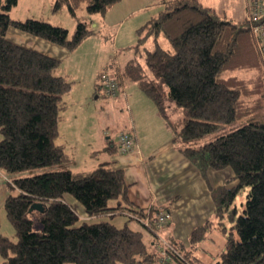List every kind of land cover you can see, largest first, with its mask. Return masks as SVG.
<instances>
[{
  "label": "trees",
  "instance_id": "obj_1",
  "mask_svg": "<svg viewBox=\"0 0 264 264\" xmlns=\"http://www.w3.org/2000/svg\"><path fill=\"white\" fill-rule=\"evenodd\" d=\"M119 1L52 0L51 12L66 9L76 18V11L83 8L89 15L105 16ZM17 2L0 0V171L10 176L7 186L16 191L4 201L16 240L0 236L2 264H155L159 256L155 218L161 212L169 215V210L135 207L128 199L123 171L112 163L80 172L65 167L72 158L56 140L72 82L55 74L59 60L6 39L7 29L14 28L71 52L93 30L80 21L70 34L41 19L13 20L8 13ZM246 8L247 16L233 21L199 0H165L158 16L136 30L135 51L148 40L153 44L145 51L146 69L132 59L112 73L100 70L95 83L99 96L103 73L112 75L118 87L124 76L160 112L166 102L181 107L184 118L169 124L177 150L203 179L208 170H231L232 177L223 185L209 187L213 218L225 233L215 264H264V121L259 118L264 64ZM242 119L247 121L242 126L198 145L203 137ZM110 142L107 151L113 153L116 142ZM25 172L30 173L22 175ZM245 190L238 212L235 200ZM66 195L90 219L123 214L126 223L116 227L106 220L80 221ZM111 200L114 206H109ZM36 203L42 211L30 210ZM146 218L148 226L139 221ZM133 219L150 232V240L127 225ZM225 220L232 223L228 229ZM211 225L207 221L192 230V247L205 239ZM165 240L169 262L195 264L181 246Z\"/></svg>",
  "mask_w": 264,
  "mask_h": 264
},
{
  "label": "crops",
  "instance_id": "obj_2",
  "mask_svg": "<svg viewBox=\"0 0 264 264\" xmlns=\"http://www.w3.org/2000/svg\"><path fill=\"white\" fill-rule=\"evenodd\" d=\"M143 1L120 0L108 12L118 14L128 8L136 11L143 7ZM150 1L147 0L146 3ZM199 2L203 7L213 9L217 14L233 21H241L247 16V0H199ZM6 39L16 45L57 59L60 64L62 61L67 60L73 52L14 28L7 29ZM98 73L95 75L94 82L92 80L90 81V87L93 89V92L91 91L88 95L95 94V83ZM57 75L66 78L62 74L58 73ZM124 80H127L124 76L119 80L120 87L118 95L107 98L112 100V106L117 102L122 107H127L129 112L128 131L134 137V150L129 154H120L117 151L110 153L107 151V144L111 140L106 141V143H98L99 146H97L96 141L101 140L100 134L98 135L96 131L97 128L93 129L97 124V112H93L86 96H81V100L84 103L75 111L72 108V104L77 95L74 97L72 87L70 92L64 96L66 108L62 112V119L58 125V137L56 140L57 144L62 145L72 158V163L65 167L73 172H80L89 171L101 163H112L114 168L123 171L124 180L129 185L127 191L128 199L140 209L166 205L173 198L179 197L181 195L180 193L187 195L186 202H181L180 205H174L173 207L171 206V213L169 212L170 219L165 231L166 238L185 247L189 243L187 237L189 238L192 230L210 221L213 204L209 187L215 188L223 185L232 177V174L229 171H223L228 172L225 182L212 184V181L216 180L215 174L221 172L208 170L206 172V179H203L198 170L177 150L173 141L172 130L167 126L163 128L159 125L157 115L153 113L152 107L146 99L139 94L134 97L126 91L127 89L123 84ZM97 97L98 95H96ZM128 131L126 130V132ZM83 149L88 151L86 155L90 157L96 155V153L99 154V152L104 153V157L99 161L80 164L78 150ZM3 176H0V191L5 190L2 185L6 176ZM139 179L143 181V192L141 190L139 192L136 189V183ZM65 200L73 206L74 203L72 201L69 200V202L66 198ZM81 216L86 217L84 212H82ZM210 251L209 248L202 250L200 252L201 256L199 255L200 258L195 259L202 264L203 260H208L207 255L212 256ZM208 261L209 264L212 263L210 260Z\"/></svg>",
  "mask_w": 264,
  "mask_h": 264
},
{
  "label": "rangeland",
  "instance_id": "obj_3",
  "mask_svg": "<svg viewBox=\"0 0 264 264\" xmlns=\"http://www.w3.org/2000/svg\"><path fill=\"white\" fill-rule=\"evenodd\" d=\"M51 1L52 0H18L17 4L9 11L8 14L11 19H15L18 21H23L26 19H41L52 25L60 26L66 29L70 34L75 29V26L78 21L85 22L87 26L93 30L92 34L83 39L78 48L72 52L71 56H69L68 59L66 58L67 60L61 62L55 74H62L63 76H66L67 80L72 81V89L74 91L73 95L74 97L77 95L74 98L72 104V108L75 109V111H77L78 107L82 106L84 103V101L81 100V96H86L88 104L92 107L93 112H97V127L95 126V128H93H97L96 131L98 135L100 134L101 140L96 141L97 146H99V144L102 142L106 143V141H108L109 139L116 142L117 136L120 132L129 130V112L127 110V107L124 106V108L117 102L114 103L115 106H112V100L105 96L99 95L96 98L97 94L92 93L88 95L91 91L93 92V89L90 87V81L92 80V82H94L95 75L100 70L107 68V72L112 73L116 67L123 68L125 64H127V62L132 59H136L145 68V51L152 50L153 44L151 40H148L143 47L139 48L138 51H135V46L137 43L136 30L146 24L148 20L158 16V14L163 9L164 1L151 0L149 3H146L147 0H144L142 3L143 7L139 10L132 11L128 8L127 10H124L123 12L118 14L114 12H107L106 16L96 14L89 15L82 8L76 11V18L71 17L66 11V9H63L59 13L53 14L51 12ZM161 44L164 49H166L168 52H171V48L168 42L161 39ZM123 82L124 87L127 89L126 91L128 93H131L134 97L139 94L150 103L152 111L154 114L156 113L159 125H161V127L164 128L167 126L170 130H172L169 124L175 123L178 120L184 118V111L181 107H178L170 102H166V106L163 112H160L155 108L150 98H148L138 89L135 82L130 81L128 79L124 80ZM69 103H71V101H69ZM259 118L261 121H264V105L260 112ZM246 122V119H242L230 125H226L217 133L203 137L198 142V145L209 142L213 140L217 135L238 128ZM78 151L80 164H85L86 162L89 163L91 161H99L104 157V153L102 152H99V154L96 153V155L90 157L89 155H86V153L88 152L86 151V149ZM223 171H229L230 174H232L229 168L214 171L221 173L215 174L216 180H213L212 184H216L218 182H225V180L227 179L226 176H228V172ZM0 173L1 177H4L3 175H5L6 177L8 176L1 171ZM29 173L30 172H25L22 175ZM4 181L2 187L4 186L5 190L0 191V236H3L9 239L10 241H15L16 236L14 229L6 218L4 210V201L8 194H16V191L10 190L6 185V180ZM142 182V179H139L136 183V189L139 192L140 190L143 192ZM245 192L246 190L242 191L235 200V205L238 209V212L241 211V205H243L245 201ZM180 194L181 195L179 197H175L171 201L167 202L168 204L162 205L160 207L155 206L154 208H162L165 210L167 209L169 210L168 212L171 213V206L173 207L174 205H180L181 202L184 203L187 201L188 196L183 193ZM65 198L68 201L70 200L74 203L72 204L79 214L80 221L87 220L89 222H97L98 220H106L115 225L116 227H121L124 225V223H126L127 217L123 214H118L111 217L103 216L91 219L88 217L81 216L83 209L80 204L69 195H66ZM114 205V200L109 201V206ZM144 208L145 211L148 210V207ZM209 220L212 221V225L209 228L210 230L206 234L207 236L205 237V239H203L198 244L192 247L189 238L187 237V241L189 242L188 245H185V247L179 245V248L180 246L182 247L181 251L184 253L187 252L188 259L192 262L195 261V264H201L200 262H197L195 258H200V252L202 250H206L207 248L211 250L210 252L212 254V256L207 255V258L212 262V264H215V256L224 246L225 233L221 230V225H219L217 221L213 218V212ZM231 224L232 223L230 221H224V225L227 229L231 226ZM127 225L134 230L142 231L143 236L146 240H150L152 238L150 232L145 230L137 220H130L127 222ZM167 226H164L161 231H159L161 233L162 238L165 239H168L165 235ZM208 260H203L202 264H209ZM0 264H2L1 256ZM168 264L179 263L175 260H171Z\"/></svg>",
  "mask_w": 264,
  "mask_h": 264
},
{
  "label": "built area",
  "instance_id": "obj_4",
  "mask_svg": "<svg viewBox=\"0 0 264 264\" xmlns=\"http://www.w3.org/2000/svg\"><path fill=\"white\" fill-rule=\"evenodd\" d=\"M248 17L252 23V33L256 38L258 50L264 64V0H247ZM98 90L107 97H116L119 93V87L110 74L103 73L98 81ZM117 152L120 154H129L134 148V137L130 132L122 131L118 134L116 140ZM7 180V179H5ZM169 220V215L160 213L155 218L156 236L158 238V261L155 264H168V254L165 248L168 246L166 240L161 237V229ZM144 225H149V219H139Z\"/></svg>",
  "mask_w": 264,
  "mask_h": 264
},
{
  "label": "water",
  "instance_id": "obj_5",
  "mask_svg": "<svg viewBox=\"0 0 264 264\" xmlns=\"http://www.w3.org/2000/svg\"><path fill=\"white\" fill-rule=\"evenodd\" d=\"M30 210L42 211L41 204H39V203L33 204Z\"/></svg>",
  "mask_w": 264,
  "mask_h": 264
}]
</instances>
